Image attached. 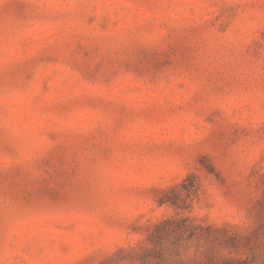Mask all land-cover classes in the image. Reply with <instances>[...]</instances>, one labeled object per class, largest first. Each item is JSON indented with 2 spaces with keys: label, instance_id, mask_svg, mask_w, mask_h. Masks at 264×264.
I'll use <instances>...</instances> for the list:
<instances>
[{
  "label": "rangeland",
  "instance_id": "1",
  "mask_svg": "<svg viewBox=\"0 0 264 264\" xmlns=\"http://www.w3.org/2000/svg\"><path fill=\"white\" fill-rule=\"evenodd\" d=\"M261 199L264 0H0V264H264Z\"/></svg>",
  "mask_w": 264,
  "mask_h": 264
},
{
  "label": "trees",
  "instance_id": "2",
  "mask_svg": "<svg viewBox=\"0 0 264 264\" xmlns=\"http://www.w3.org/2000/svg\"><path fill=\"white\" fill-rule=\"evenodd\" d=\"M174 190V189H172ZM182 200V198L180 196H170L169 193H165L164 196L161 198L160 203L164 204V203H171L174 206L180 207L181 203L180 201ZM258 206L261 207V210L264 212V199H261L258 201ZM166 224V223H164ZM161 225H159L160 227ZM260 231L264 237V221L261 223V225L259 226V228L257 229L256 233ZM241 262H246V260H242Z\"/></svg>",
  "mask_w": 264,
  "mask_h": 264
}]
</instances>
